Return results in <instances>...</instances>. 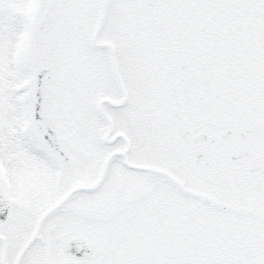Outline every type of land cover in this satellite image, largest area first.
Instances as JSON below:
<instances>
[{"label":"snow or ice","instance_id":"obj_1","mask_svg":"<svg viewBox=\"0 0 264 264\" xmlns=\"http://www.w3.org/2000/svg\"><path fill=\"white\" fill-rule=\"evenodd\" d=\"M0 264H264V0H0Z\"/></svg>","mask_w":264,"mask_h":264}]
</instances>
